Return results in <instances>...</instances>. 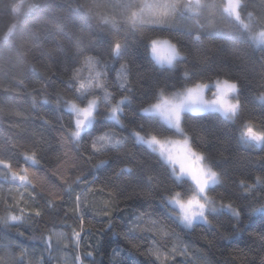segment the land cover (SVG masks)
<instances>
[{
	"label": "snow or ice",
	"instance_id": "snow-or-ice-1",
	"mask_svg": "<svg viewBox=\"0 0 264 264\" xmlns=\"http://www.w3.org/2000/svg\"><path fill=\"white\" fill-rule=\"evenodd\" d=\"M12 11L21 14L20 4ZM37 11L33 2L22 14ZM77 11L102 30L99 48L107 59L88 55L72 67L70 96L48 90L51 76L38 89L18 80L29 106L0 109L10 120L8 133L0 131V264H98L107 231L124 240L111 246L109 264H213L199 241L209 249L229 247L226 264H264V155L249 158L241 171L244 157L237 151L264 152V0L222 5L237 33L261 53L253 62L260 65L258 78L251 79L247 70L203 74L184 63L185 50L165 29L178 15L200 14L199 0L184 6L176 0H84ZM138 26L146 62L132 48ZM14 32L12 25L4 40ZM34 36L39 39L40 32ZM2 90L18 91L10 85ZM136 112L139 121L129 124L127 117ZM189 115L219 116L226 131L205 124L190 129ZM154 125L171 131L158 132ZM129 135L173 174L163 200L184 231L140 209L128 234L114 230L118 205L143 195L136 173L145 165L132 150L123 152L110 175H100ZM54 144L61 151L53 164L48 153ZM79 161L90 162L96 174L85 173ZM88 212L105 218L100 229Z\"/></svg>",
	"mask_w": 264,
	"mask_h": 264
},
{
	"label": "trees",
	"instance_id": "trees-1",
	"mask_svg": "<svg viewBox=\"0 0 264 264\" xmlns=\"http://www.w3.org/2000/svg\"><path fill=\"white\" fill-rule=\"evenodd\" d=\"M33 2L40 4L41 10L30 17L24 16L23 11H26L27 6ZM82 2L83 0H0V109L12 105H18L21 108L29 106L30 97L23 94V88L16 81L23 80L29 88L36 87L38 89L41 84L49 82V76L52 77V81L56 79L52 74L53 68L49 67V63L54 62L55 54L49 55L47 49L58 29L63 28L66 32L71 33L85 46L100 47L97 34L102 30L98 26H94L88 16H85L81 11L73 12L72 15L77 21L73 24L69 19L70 12L67 7L56 8L54 6L55 3L65 5L71 3L73 9H76ZM247 2L252 3V0H247ZM17 3L21 6V14L12 11V6ZM186 4L185 0H181L180 6ZM199 4L200 14H185L183 17L178 15L174 23L165 29L166 34L173 39V42L185 50L187 59L184 63L194 68L198 73L207 74L236 68L237 70H247L250 79L258 78L260 65L258 62L253 63L258 59L250 56L252 48L247 44L246 39L237 33L232 21L223 14V0H199ZM57 24L60 25L59 28L56 27ZM12 25H15V32L9 40L5 41L4 34ZM197 25H206V30L199 31ZM35 31L40 32L39 39L34 36ZM197 35H199V39H196ZM136 40L137 43L133 44L132 48L138 57L146 62L147 55L139 33H136ZM33 66L36 68L35 72L32 71ZM13 76L17 79L14 80ZM5 85H10L18 91H3L2 88ZM48 90L54 91L52 83ZM37 115L38 113H33L30 119L34 120ZM52 115L55 118V114ZM9 123L10 120L6 113L0 111V131L7 134ZM12 134H15V131ZM59 151H61L59 146L54 144V151L48 153L53 164L56 152ZM237 151L244 157L242 163L245 167L241 168V171L247 169L249 158L254 159L264 155V152L258 149L246 150L244 147H240ZM126 207L127 205L121 202L114 212L113 218L117 211H124ZM87 217L96 230L106 222L105 218L95 216L92 212H88ZM41 223L43 224V221ZM193 238L197 239V237ZM212 238L210 235L209 239ZM234 243L244 247L241 240ZM199 246L205 249L213 264H226V260L231 259L230 248L225 247L224 243L209 249L204 241H199Z\"/></svg>",
	"mask_w": 264,
	"mask_h": 264
},
{
	"label": "clouds",
	"instance_id": "clouds-1",
	"mask_svg": "<svg viewBox=\"0 0 264 264\" xmlns=\"http://www.w3.org/2000/svg\"><path fill=\"white\" fill-rule=\"evenodd\" d=\"M84 0L82 3L83 4ZM181 0H176V4L179 6ZM79 4V5H80ZM56 8H65L70 12L69 19L75 24L76 18L72 15L73 12L77 11L73 9L72 4L68 3L67 5L61 3H55ZM41 5L38 4V10H41ZM90 18V17H89ZM91 19V18H90ZM92 20V19H91ZM94 26H98L97 22L92 20ZM99 27V26H98ZM136 33L141 34L143 29L138 26L136 28ZM115 34V33H113ZM79 41V43H78ZM49 55L55 54L54 62L49 63V67L53 68V75L56 77L52 81V88L55 90L59 89L64 92L66 96L71 95V89L67 85V80L70 75V70L74 67L79 61H81L85 56L88 55H98L102 58L107 59L108 53L106 50H100L98 47L85 46L80 42L78 38L72 35L69 32L60 28L53 36V40L50 42L47 49ZM261 53L256 50H251L250 56L255 59H259ZM54 63V67H53ZM260 70V67H259ZM14 80L17 77H12ZM22 81L23 80H19ZM135 111V109H133ZM141 114L136 112L135 115L127 117V122L129 124H136L139 121ZM201 124H205L212 127H225L223 121L219 116H206V115H189L187 118V127L193 128L198 127ZM155 129L158 132L169 133L171 130L167 129L164 126L154 125ZM124 132L125 135H128L127 131L120 130ZM211 149V145L208 146ZM127 150H132L135 152L136 157L143 161L145 167L138 169L136 175L139 179V182L143 184V195L137 196L133 199H130L126 202V209L124 211H117L115 213V218H113V227L114 230L120 233L128 234L130 225H135L139 223L137 220L138 213L136 209H140L143 212H151L153 215H158L165 220H167L173 228L177 231H184V226L173 216L172 211L166 204V201L163 200V193L165 187H171L174 177L171 171L169 170L166 162L158 156V154L151 151L146 146L137 145L134 142V138L129 135V140L126 145V148L122 150L120 154L112 156V163L104 169L103 173H100L101 176L108 175L114 165L123 158V152ZM83 166L85 173L92 171L93 174L95 170L91 169L90 162L79 161ZM104 243L101 245L96 259L98 264H109V255L110 248L116 243L123 244L124 240L121 236L113 235L111 231L103 233Z\"/></svg>",
	"mask_w": 264,
	"mask_h": 264
},
{
	"label": "water",
	"instance_id": "water-1",
	"mask_svg": "<svg viewBox=\"0 0 264 264\" xmlns=\"http://www.w3.org/2000/svg\"><path fill=\"white\" fill-rule=\"evenodd\" d=\"M185 2H188V0H185Z\"/></svg>",
	"mask_w": 264,
	"mask_h": 264
}]
</instances>
